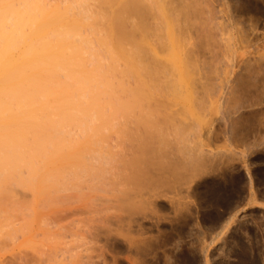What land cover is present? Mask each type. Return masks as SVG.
<instances>
[{
    "label": "rangeland",
    "instance_id": "1",
    "mask_svg": "<svg viewBox=\"0 0 264 264\" xmlns=\"http://www.w3.org/2000/svg\"><path fill=\"white\" fill-rule=\"evenodd\" d=\"M102 1L103 0H89L88 3H85L87 6L83 7V9L87 8L84 12L86 14L87 11L86 15L90 17L88 18V20H85L87 24L89 23L88 26L91 28L90 32H93L92 34H90L92 36L94 35L93 38L96 39L101 37H108L107 39H109L113 43V39L116 42L118 40H121V42L118 41V46L121 47V43L122 46H124V48L126 49L128 45L126 47V41H122L126 40L125 35L127 33L125 32L128 31V29L126 28L128 23L126 19L127 12H125L127 11L125 10L126 5H123L122 3L124 1L120 0H116L117 2L115 0V2H113V0ZM199 1L203 7V13H205V20H202L204 18H200L202 20L200 21L201 23L199 22L200 24H196L199 19L195 21V24L193 22V24L197 27L195 28L192 25L191 31L189 30L190 27H186L187 25H185V27H175L176 30L178 29L177 34H180L179 28L184 31V33L181 34L184 37V34H186V32L188 35L187 30H189V34H191L190 36H188L191 37L192 41H186L187 38L185 39L183 36H181L183 37V39L180 40L178 38L180 35H176L175 28V32H173L175 34H173L169 30V28L168 33H172V36L171 34H167V36H174L172 39L176 38L174 40L175 42L169 43L171 39H167L165 41H168L167 43L169 44L161 49L163 55L166 52V54L169 55L168 52H171L172 50L170 48L171 50L169 51V47L174 44L177 46L179 42L178 40H180L181 42L185 39L184 43L186 42V48H184L185 46L181 47L186 50L188 49V47L192 49L191 46L187 45V42L188 44L190 42H196L193 50L191 51L189 49L191 53L189 52V50L187 51L189 53H183L187 56H184L182 54V51H180L181 54L179 55V57L181 58L183 55L184 57H186L184 59H188V61H190L189 54L193 53L191 62L187 63V61L182 57L183 61H186V63L183 65V61L181 59L183 65L181 66V68L179 66V63H181V61L179 60L180 62H178L177 60L180 59L178 56L169 57L172 58V61L174 59L177 60L176 64L178 66L175 65L176 67L172 66L170 62H167L168 59H164V61L166 60V63L170 64V68L175 67L176 71H179L177 67L180 68L181 72L179 73L181 75H179V77L182 76L180 77L182 81L177 79V75L171 80L174 81L175 79H177L178 82L181 81L180 84L182 85L180 86V84H178V82L175 80L176 85H179V88L178 85L175 88H177L176 90L179 89L180 94H177L180 96V98L176 95L174 99L172 96H168L167 99L170 101H167L168 104L167 102L165 104L163 103V99L167 100L165 96L167 97L168 95L165 94V92V96L163 95L162 97L157 96L156 93V96L154 95V93H150L152 95L149 94V96L147 94L148 92H146L145 94L147 96V99H149L148 97H151L153 103H155L156 99H159L160 105H162L160 106V108H158V105V110H151V112L147 110L151 107L146 106L147 103L143 100L145 98L143 96L144 93L140 88V90L136 88V96L134 98L128 97L125 94L122 98H120V101H117V103L116 101H111L109 102V104L106 103L110 108V110L108 108V111L106 112L108 116L107 121L112 122V124H110L109 122V131H106L104 129L102 130V128H100V123L98 125V123H96L97 120L95 121V119L93 120L95 122L92 124L94 126V129L96 128V131L94 130L95 134L88 133L79 136L78 133H76L78 131L74 132L72 128H70V130H68V128L65 132H69L70 134L64 133L65 135L63 134V136L73 146L72 148H65L63 150V161L58 163L54 161V156H50L48 165H42L40 163H36V165H34L35 167H40V174L47 177H44L45 180H49L46 182L47 186H44V184L41 183L40 178L36 176L37 179L34 178L36 180L32 179V190L25 191L21 188L16 189V193L14 194L15 196L12 199L13 202H11L12 200H9L10 202L8 200L0 202V208L4 207L8 203H11V206L9 208H7L8 205L3 208L5 212L4 214L3 212H1L2 214L0 215V218L1 216L2 218L3 216L4 218L7 217L6 220L4 218V220H2V218L0 219V223L3 225L0 226V264H131L134 259L136 261H134L133 264H205L206 259H209L208 264H264V137H260L262 138L263 143L261 140H258V142L255 141L258 146H245L247 149L242 146L244 148L242 149L241 146L238 147L237 144H233L234 148L229 149V151L228 146L226 145L227 148L225 146V144L227 143H225V140H223L225 138L226 132L228 131L226 130V127H229L225 125L232 126H230L228 129L235 128L237 126V123L235 122L236 124H233V121L236 117L240 119L242 118L241 116H243L246 124H248L247 121L250 122L249 120L253 116L254 119L251 120L252 122L249 123L250 126H248V128L250 127L255 130L257 125L258 130L259 127L260 130L264 128V118H260L262 115H257L258 113L260 115V111L258 110L260 108V110L263 109V112L261 111V114H264V103H262L263 101H261L264 100V96L257 95L259 96V98H261H258L261 104H258L259 101H257L258 103L255 102V99H258L253 94H250L251 97L250 95H248L247 97L245 96L246 100L244 97L238 98V100H236L235 98L236 95L237 97H240L241 94L239 93V91H241V86L245 88L249 84L250 88L252 87L251 84H254V82L256 81L253 76L250 78H247L245 76L247 74L246 70L248 68L245 65L249 60L256 57V55H261V50L262 52L264 51V0H222V2L221 0ZM119 2H122L118 5L121 8L117 6V3ZM226 2L233 6V8L228 6L230 11L231 8L234 9L235 6L236 9L232 10V14H230V12H228L229 14L223 13L224 9H222L221 6L223 4L225 6ZM254 2L257 4H255ZM122 7L124 8V10L122 9ZM211 8L213 10L216 8L213 11L214 13L211 12L212 14L209 13V11H211ZM219 8H221L223 11H219ZM229 9L227 8V11ZM234 11L239 12H236V14L234 13ZM85 14H83V16L81 17H84ZM223 14L227 16L235 14V16L233 15V18L236 17L234 21H241L240 24L238 23V25L236 22L233 23L234 21L232 22L231 20H229L228 18H231V16H226V19ZM115 15H118V17L116 18ZM114 19H117V21H115ZM222 19L228 20H225L226 22L230 21V25L229 23H226V25H228L227 27L231 26L229 27L231 28V31L234 29L232 32H230L231 35L227 32L224 34L226 30L228 31V28L223 31L224 27L222 28V26L225 25V21H223ZM220 22L224 23H221V27L218 26ZM251 23L255 24H252L255 26V29L253 28V26H251ZM231 24H237L236 27L239 26L242 28V30H240L241 28L239 29L238 27L237 28L239 30L235 29L236 27ZM249 24L251 27L249 26ZM138 25L139 24L137 22L136 26L138 27ZM173 25L174 24H171L172 27H174ZM247 27L248 29L250 27V29L253 28L255 30L254 31L253 29H251V31H254L250 33L253 35H251L252 37L249 35L248 31L245 32V29H247ZM137 30V36L135 39H137L136 41L139 42L141 33L138 34ZM204 30L206 31V33ZM221 30L223 31L222 36L224 35V40H227V38H232V40L230 39L231 41L227 40V44L228 41L231 42L228 45H233V43L234 45H236V41L242 42L241 45H244L243 41L240 40V38H242V32L238 31H244V33L246 34L248 33L250 37L248 35L246 36L244 33H242V35L249 37L248 39L250 43L252 42V44H247V46L249 45L252 48L247 49L246 44L245 46L242 45L240 47L239 44L236 46L233 45V48L235 47L236 49H230L229 46L225 45L226 43H224L223 41H217L222 38ZM235 30L238 32L240 38H237L238 35L236 37L233 36L237 34ZM209 32L213 35H216V37H212ZM87 33H89V31ZM203 34H209L211 36V41L213 39H217L215 40V44L217 42H221L222 44L224 43L225 49L228 47L227 50H231L229 51L230 53L228 52L231 58L228 59V53L225 49L224 50L226 51L227 57L224 54L225 51H223V45L219 44V46H217L218 43L216 45H211V43L209 44V35L204 37ZM255 36L258 38H253ZM164 38H166V36ZM147 39L149 38L147 37ZM257 39L258 41H256ZM141 41L143 40H140V42ZM112 42H110V50L112 51V53L110 51L111 54L115 55V53H117V49H119L118 55H120L121 53L127 54V52L124 51H127L128 49L123 50L117 45L114 46L115 49H113L112 45L117 43L113 44ZM137 42L136 45L138 44ZM140 42L139 44L141 47L142 42ZM184 43L181 42V44ZM139 44L137 47H139ZM232 45L230 47H232ZM176 46H172L175 48H173L175 51H177ZM221 47H223L222 51L224 53L219 50ZM143 48L146 47L143 46ZM253 52L257 53L255 54ZM258 52L261 54H258ZM250 53L253 54L251 55ZM126 54H123L121 56L123 57ZM234 54L236 55V57L234 56ZM116 55L111 56L117 58ZM122 57L118 59V62L120 61L121 66L123 63H125L124 60L126 58ZM245 57L246 59L248 57H251V59L248 58L249 60L247 59L248 61L246 62L244 61L246 60ZM120 59L124 60L121 61ZM233 60H235V62ZM118 62L117 60H115V63H117L116 65H119ZM227 62H229L230 64ZM230 65H232L234 68H232ZM166 66L168 67L169 72L173 73V70L171 69L170 71L169 66ZM260 68L262 69V71L261 69L260 71L263 72L264 64H261ZM121 69L125 70V67H122ZM122 77L124 78L125 76ZM240 78L241 80L242 78H244V81H241ZM246 78L248 79V83L246 82ZM122 82L124 83V81ZM169 88H171V86ZM172 89L174 90V88ZM170 94L172 95V93ZM218 94L224 96H222V100H220L221 96H219ZM188 97H190L191 100H194L195 98V106L193 105V107H191L193 101H191ZM254 97L255 99H253ZM239 99H241V101ZM243 99L246 104H244V102L242 104ZM150 100L151 99L147 100L148 104ZM247 100L248 103L246 102ZM181 101L182 104H180ZM172 102L173 104L176 103L175 106L171 105ZM254 102V105H256V107H254V105L252 104ZM217 103H219V105H217ZM166 105L167 107H165ZM232 105H234V110L232 109L233 112L230 109ZM169 106H171L173 110L175 108L174 111L179 109H182L183 111L180 110V113L175 114L176 112H173V110ZM252 108L258 110V113ZM254 111L256 114L254 113ZM251 112L254 113L255 116L259 117L260 120H262H255V116L251 115ZM239 115L241 116L239 117ZM230 116H232V120ZM248 116H250L251 118L249 119ZM237 118L235 119V121L237 120ZM246 118L248 119L246 120ZM243 119H240V121H242ZM228 120L229 122L231 120L232 123H229ZM253 120L259 122L257 123ZM261 122H263V124L260 126ZM180 124H184V126L187 124L188 126L186 125L185 127L188 128L183 127L185 128L183 130L182 127L179 128V126H181ZM191 127H193L195 130ZM243 128H247V125L244 124ZM252 129L251 131L249 130L250 133L253 136H256L258 134V130L256 129L254 131V134H256L254 135ZM243 130L241 131L242 133H249L246 129L245 130L248 133ZM188 131H192L193 133H195V135L197 134V136L201 138V140L207 141V143L210 141L208 143V145L210 144V146L204 147L206 149L203 155L190 157L189 155L191 153L188 154L189 152L185 150L184 147H181L176 143L179 139H182V137H188L189 135H191V138L196 137H192V135L194 136V134H190ZM182 132H187L189 134L186 135L187 133L183 134ZM261 132V135L264 136V131L261 130ZM214 133L216 134L215 137L219 135L217 137L218 139L213 137L215 135ZM92 134L93 136H91ZM211 135L213 139L215 138L213 140V144H211ZM258 135L256 136L257 138L259 137ZM249 137L253 139L252 136L249 135ZM96 139L99 140L98 142L103 147L101 148L104 150L106 149V152H111L109 154L112 156L113 160L115 159V162H112L113 165L112 163L110 165L111 167L113 166V171L111 168V173L107 177L106 181L111 182V184L115 181L116 185L122 183L120 186L124 185L123 183H125L126 187L123 188L124 190L121 189L125 193L122 191L124 194H121L122 196L120 195V197L118 198V201L120 202L122 200L124 201V204L121 205L122 203L120 202L121 204H119L118 201L117 204L113 202V204L115 203L117 205L116 207V205H113L112 203L108 204L101 201V203L103 202L104 204L103 208H101L102 206L100 207L96 205V203L95 205L92 204L93 206L91 207L89 205V208L86 207V209L81 205V196L79 197V193L77 192L74 193L75 195H78V197H75L74 195L73 197H66V199L62 198V200L60 198V194L56 197V199V192L54 189L57 186L56 184L58 183L57 177H60L64 172L66 173L72 168L74 169V167L80 166V162H84L86 160L85 157L90 152V150L89 152H87V148L93 147V140L96 141ZM251 139L250 142H252ZM215 140H217L218 142H215ZM260 141L262 143H260L261 145L259 144ZM69 143L67 142V144ZM235 149L237 150V152L235 153H239L240 149L245 150V158L242 159L243 156L238 154H234V156H232L231 154V157L233 158L229 157V153H234ZM46 152L53 153V150H47ZM230 158L231 160H229ZM243 160L247 165L242 162ZM246 166H248V170L250 171L249 173L253 178L251 186L249 185V181H247V175L244 173L247 170L246 168H244ZM220 176H222V179ZM218 180L219 182H217ZM38 181L40 182L38 183ZM54 181L57 183H55ZM203 184H205V186ZM52 185L55 187L52 188ZM188 185H191L189 186L190 188L186 187ZM247 185H249L250 187L248 188ZM118 186L119 185H117V187H114L120 189V187ZM250 188L251 190L255 189L254 192L249 190ZM197 189H199L200 191ZM216 192L220 195L225 193L224 195H226V197L228 198L237 199L242 197V199L245 201L247 199V205L245 201L241 199L242 201L240 207L238 205L237 209H234V211H237L233 214V211L231 212V215L236 217L234 218L233 216L229 215L230 213L226 209V204H224L222 200L218 201L219 198L215 196L217 195ZM192 194H196L197 196L195 197V195L193 196ZM229 195L232 196L230 197ZM123 196H127L129 198H124ZM214 196L217 199H215ZM251 196H256L255 198L257 200L255 201L259 203L261 202L262 204L258 205L257 202V204H250L251 202L249 203L248 199L249 201H253ZM190 199L193 200V203L189 202ZM164 201L166 202L164 203ZM170 201H172V204L174 201L175 205H177L176 203L181 204L184 202L185 204L189 202L190 208H188L190 210V214H192L190 216H187L188 211H184V214H182L183 212H178L180 213V215H176L177 210L174 207L175 205L173 204L174 206H170ZM215 202L218 204H216ZM219 202L222 203L220 204ZM98 203L100 204V202ZM248 204L252 205L253 208H251L252 206H249ZM155 206L159 208L158 210L157 208H155L154 211L153 209ZM160 207L162 210L160 209ZM171 210L174 211L171 212ZM225 211L227 213H224ZM181 214L186 218H184ZM216 214L224 215V217L222 216L224 219L223 223H225L230 217L237 220H235L236 222L234 224L229 222L232 225H230L229 228L226 227L225 229H222L223 224L220 225L222 227H219L215 225L211 220L213 216H216ZM225 215L229 217L227 220H225V218H227ZM176 216H181V218L183 217V219L177 217L179 219L178 220ZM1 220L3 221V223ZM176 220H178L179 222ZM4 221H7L5 222L6 224L4 223ZM1 228H4V230ZM129 238L130 240L133 238V240L138 239L134 241L137 243H135L136 246L134 245L136 248L133 247L134 251L131 248V252L129 249L130 243L126 244L129 241ZM148 238L151 240H149ZM138 241L142 242L140 243ZM144 241L147 243L149 242L150 247L148 246L146 248L144 246ZM143 246L145 248H143ZM135 250L137 252L136 254H133ZM129 253L133 254L135 257L131 254L130 257ZM128 256L130 257V260Z\"/></svg>",
    "mask_w": 264,
    "mask_h": 264
},
{
    "label": "bare ground",
    "instance_id": "2",
    "mask_svg": "<svg viewBox=\"0 0 264 264\" xmlns=\"http://www.w3.org/2000/svg\"><path fill=\"white\" fill-rule=\"evenodd\" d=\"M88 1L89 0H85V2H84V0H58V1L57 0H55V1L54 0L53 1H51V0H0V202L5 201V200L11 201L15 196L14 194L16 193V191H15L16 189L21 188V189H24L25 191L32 190L31 189L32 185H33L32 179L36 180L37 179L36 176H38V178H40V181H41V183L44 184V186H47L46 182L49 180H45L44 179L45 176H42V174H40V167L38 168V167H35L34 165H36V163H40L42 165H48V163L50 161L49 160L50 156H54V161H56L58 163L63 161V159H64V157H62L63 156L62 155L63 150L65 148H72V146H73L63 136L64 133L70 134L69 132H65V131H67L68 128H69L68 130H70V128H72L74 130V132L78 131L76 133H78L79 136L83 135V134H88V133H94L95 134L94 130L96 128L94 129V126L92 124L97 120L96 123H98V125L100 123V128H102V130L104 129L106 131H109L110 130L109 125L112 124V122L107 121L108 116L106 114V112L108 111V108H109V106H107V104H109V102L116 101V103H117V101L118 100L120 101V98H122L125 94L128 97L134 98L136 96V92H135L137 90L136 88H138V89L140 88L142 90V92L144 93L143 96L145 98L147 97L145 94L146 92H148L147 93L148 95L150 93H152V94L154 93V95H155V93H156L157 96H160V97H162L163 95L165 96V94H168L167 97L165 96L166 99L168 98V96H170V97L172 96L174 99L175 95L180 98V96L178 95V94H180V91H179V89L176 90L177 88H175L182 81V79L180 78L182 76L179 77V75H181L179 73V72H181L180 68H181V66H183L186 63V61H187V63L192 61L191 58H193V53L189 54V60L190 61H188V59L187 60L184 59V58H186L184 56H187L184 54L189 53V52L191 53V51L193 50V47H195V45H196L195 44L196 42H193L194 44L192 42H190L188 44V42H187V45L191 46L192 49H190V47H188V49L186 50V49H183L182 47L185 46L184 48H186V44H185L186 42L184 43V41L186 38L188 39V37L191 34V33L189 34V32L191 31V26L193 25V27H195V28L197 27L194 25L195 21L199 19V21L196 23V24H198L200 21L205 20V15H204L205 13H203L204 11H203L202 5L200 4V1L199 0H120V1H124V2L123 3L122 2L117 3V6L121 3L123 5L125 4L126 5L125 10H127L125 12H127V14H126L127 18L126 19H127L128 23H127L126 28L128 29V31L125 32V33H127L125 35L126 40H122V41H126L125 45H126V47L128 45V47L126 48L128 50L124 51V52H127V54L121 53L120 55H118L119 49H117L116 50L117 53H115V55L116 54L118 55V56L116 55L117 58L112 57L115 55L111 54L112 51L110 50L111 49L110 42H112V41L107 39L108 37L103 38V37L99 36L101 38L96 39V38H93L94 35L93 36L91 35L93 32L92 31L90 32L91 28L88 26L89 23L87 24L85 21V20H88V18H90V17H88L86 15L87 11H86V14L84 12L87 8L83 9V7L87 6L85 3L86 2L88 3ZM103 1H105V0H103ZM115 1L113 0V2H115ZM217 1H216V3H217ZM225 1H227V0H225ZM221 2H222V0H221ZM226 4H227V7H226ZM226 4H225V6L223 4L222 5L223 7L221 6V8L224 9L223 13L229 14L228 12H230V14H232L233 13L232 10L236 9L235 6H234V9H232L233 6H231L228 2H226ZM255 4H257V3H255ZM228 6L232 7L231 11H230ZM123 7H122V9L124 10ZM218 7H220V6H218ZM224 7H226V8H224ZM242 7H243V5H242ZM119 8H121V7H119ZM221 8H219V11L222 10ZM227 8L229 9L228 11H227ZM237 9H238V7H237ZM214 10L211 8V11H209V13L212 14L211 12H213ZM239 10H240V8H239ZM236 12L237 11H234V13H236ZM82 13L85 14L84 17H81V16H83ZM202 14H203V16H202ZM223 15L226 18L227 15H225V14H223ZM233 15L235 16V14H233ZM233 15L227 16V17L231 16V18L233 20L230 17L228 19L231 20L232 22L234 21V19H236V17L233 18ZM115 16H116V18L118 17V15H115ZM136 18H137V20H136ZM200 18H204V19L201 20ZM226 19H222V20L225 21ZM115 21H117V19ZM119 21H120V19H119ZM136 21L139 24L138 27L136 26L137 25ZM226 21H228V20H226ZM226 21H225V25H223L224 24L223 22H220L218 25V26H220L221 23H223L222 24L223 25L222 28L224 27L223 31L226 30V28H228V31L226 30L224 32V34L226 32L230 33L234 30V29L232 31L230 30L231 28H229V27H231V26L227 27L228 25H226V23H229L230 21L229 22H226ZM193 22H194V24H193ZM235 22L236 21H234L233 23H235ZM240 22L241 21L238 22V20H237L236 23L240 24ZM254 23H251V26H253V28L255 29ZM171 24H174L173 25L174 27H172ZM252 24H254V25H252ZM185 25H187L186 26L187 28L190 27V29H189L190 31L187 30L189 36L187 35V32H186V34H184L185 35V37H184L183 35H181L184 33V31L179 28L180 34L179 33L177 34L178 29L176 30L175 27H177V26L178 27H183V26L185 27ZM229 25H230V23H229ZM231 25L236 27L235 24H231ZM246 26H248V25H246ZM249 26H250V24H249ZM220 27H218V28H220ZM237 27L239 29L241 28L239 26H237ZM237 27L235 29L239 30ZM250 27H249V29L247 27V29H245V32L248 31L249 35L251 36L252 34H250V33L254 32L255 30L253 28H251L254 30V31H251ZM174 28L176 31V35H180L179 37L177 36L180 40L183 39V37L185 38L184 41L183 40L181 41L184 44H181L180 40H178L180 43L178 42L177 46L174 44V45H171L169 47V51L172 49L171 52H168L169 55L166 54L167 52L163 55L161 49L166 47L167 44H169L171 42H175L174 40L176 38L172 39L174 36L171 37L172 33L175 32ZM187 28H184V29H187ZM222 28H220V29H222ZM137 29H139V30H137ZM168 29L172 32V33H170L171 36H169L170 34L168 33ZM192 29H194V28H192ZM136 30H137L138 34L141 33V37L139 39V42H140V40H143V41H141L143 44L140 42L141 47H140L139 42L136 41L137 39H135L137 36ZM240 30H242V28ZM88 31H89V33H87ZM223 31L221 33V36L223 34ZM147 32H149V33H147ZM238 32L244 33V31H238ZM238 32L236 31L237 34H235L233 36L236 37L238 35ZM205 33H206V31H205ZM242 33H241V37L244 39L240 38L239 35L237 36V38L239 37L240 40L243 41V43H244V45L242 44L243 46H245V44H246L247 49L248 48L251 49L252 47H250L249 45L247 46V44H252V42L250 43V41L248 39L250 36L248 35V33L247 34L244 33L246 36L247 35L249 36V37H246V36L242 35ZM147 34H148V36H147ZM149 34L151 35V37ZM162 34H164V35H162ZM167 34H169L168 35L169 37L167 36ZM173 34H175V33H173ZM120 35H123V34H120ZM207 35H209V34L204 35V37ZM210 35H212V37H214V36L216 37V35H213L211 33H210ZM210 35H209V38L208 37L207 38L210 40L209 44L211 43V45H216L219 41H221V42L223 41L224 43H226L225 45H228L229 43H231L229 41L232 40V38H230V37L229 38L231 40L227 38V40H229L228 44H227V40L223 39L224 38L223 37L224 35H223L222 38H220V40L213 39L214 41L212 40L213 41L212 42L210 39L211 38ZM230 35H231V33H230ZM165 36H166V38H164ZM181 36H183V37H181ZM233 36H231V37H233ZM256 36L253 38H258ZM147 37L149 39H147ZM141 38H143V39H141ZM167 39L168 40L171 39L169 43H167L168 41H165ZM187 39H186V41H190L191 37H189L188 40ZM215 40L218 41L216 44H215ZM251 40H255V39H251ZM113 41H114V43H117V44H114L112 42L114 44V45H112V48L115 49L114 46H116V45L118 46L119 45L118 41L121 42V40H118L116 42L113 39ZM256 41H258V39ZM136 42L139 44V47H137L138 44L136 45ZM221 42L218 43L217 46H219V44H220V45H223V47H224L225 46L224 43L222 44ZM241 43L242 42L236 41V45L240 44V47L242 46ZM253 43H254V41H253ZM120 45H121V47L120 46H118V47H120L123 50H126L124 48V46H122L121 43H120ZM142 45L144 47H146L147 50H146V48H143ZM231 45H228L229 48L230 49L232 48L234 50V48H235V47L233 48L234 43H233L232 47H230ZM236 45H234V46H236ZM256 45H257V43H256ZM172 46H176L177 51H179V52L175 51L174 50L175 48ZM179 46L180 47L182 46L181 48L183 50ZM95 47H96V49H95ZM118 47H116V48H118ZM223 47H221L220 49L218 48V49L222 51ZM179 48H180V50H179ZM227 48L225 49V47H224L223 51L226 50L228 53L231 50H229V49L227 50ZM255 48H258V47H255ZM212 49H214V48H212ZM173 50H174V52H173ZM188 50H189V52H187ZM110 51H111V53H110ZM147 51H148V54H147ZM167 51H168V49H167ZM180 51H182V54L184 53L183 54L184 56L182 55V57L186 61H183L182 57L181 58L179 57V55L181 54ZM226 51H225V53L223 52L225 55H226ZM113 52H115V51H113ZM172 52H173V55H172ZM175 52L179 53V54H176ZM170 53H171V55H170ZM229 53H228V59L231 58ZM253 53H255V52H253ZM253 53H250V54L252 55ZM261 53L258 52V54H261V55H256V57L253 56L254 58H252V59H251V57L250 58L248 57L249 59L252 60V62H251V60H249L247 58L249 60L248 61L245 57L246 60H244V61H246V62L248 61V63L245 65L246 67H248L247 68L248 71L246 70L247 74L246 75L244 74V75L247 78H250L253 76L256 79V81L254 82V84H251L252 87H250V88H249V84H248V86L245 84L247 86L245 88L241 86V89H240L241 91H239V93L242 96L240 95V97H237V95H236V97H235L236 100H238V98H241V97H244L246 100V97L250 94L255 95V97L257 99L259 98V96H257V95L264 96V70H263V72H261L262 69L260 68L261 64L262 65L264 64V51L262 52V50H261ZM123 54H126V55H124L122 57L121 55H123ZM174 54H176V55H174ZM170 56L171 57L178 56L180 58V59H177L178 62H180L182 59L183 65H182V61H181V63H179L180 68L177 67V69L179 71H176V69H175V67L178 66L176 64L177 60L174 59L173 60L174 63H173L172 58H169ZM234 56L236 57L235 54H234ZM121 57L122 58L126 57L125 60L120 59L121 61L124 60L126 63L125 64L122 62L123 63V64L121 63L122 66L120 65V61L118 62V59ZM226 57H227V55H226ZM164 59H166V60L168 59L167 62H170V64H172V66H175V65L176 66L170 68V64L166 63L165 62L166 60L164 61ZM115 60H117L119 65H116L117 63H115ZM235 60H236V58H235ZM235 60H233V61L235 62ZM227 63H229V62H227ZM230 63H231V60H230ZM166 65L169 66L170 71H171V69L173 70V73L169 72L168 67ZM232 65H233V63H232ZM232 65H230V66L232 68H234ZM122 67L123 68L125 67V70L121 69ZM260 69H261V71H260ZM174 70H175V72H174ZM230 71H231V68H230ZM177 72H178V74H177ZM255 72H256V74H255ZM260 72H261V74H260ZM174 73H175V75H174ZM121 75L125 76L124 77L125 79ZM176 75L178 76L177 79L181 80L180 82H178L177 79H175L178 82L177 85H176L175 80L171 81L172 78H174ZM230 75H231V73H230ZM254 78H252V79H254ZM243 79L244 78H242V80ZM240 80H241V78H240ZM122 81H124V83ZM172 82L174 85L172 84ZM246 82L248 83V79ZM241 83H244V82H241ZM181 85L182 84H180V86ZM170 86H171V88H169ZM237 87H238V85H237ZM259 87H260V90H259ZM120 88H122V89H120ZM172 88H174V90ZM178 88H179V85H178ZM238 89H239V87H238ZM168 90H171V91H168ZM175 91H177V92H175ZM164 92H165V94H164ZM173 92H174V95H173ZM220 92H222V91H220ZM170 93H172V95ZM152 94H150V95H152ZM253 95H252V97H253ZM143 96H140V97H143ZM219 96H221V95H219ZM222 96H221V99L219 98L220 100H222V98L224 97V96L223 97ZM250 97H251V95H250ZM255 97L253 99H255ZM145 98L143 100L146 101L147 104L145 102L144 103L146 104V106L151 107L150 109L149 108L147 109L149 111H151V110L156 111V109L158 110V108H160V106H162V105H160L159 99H156L155 103H153L152 98L148 97L149 99H151L150 100L151 102L149 101V104H151V105H149L148 101H147L149 99L146 98L147 99L146 100ZM188 98H190V97H188ZM188 98H186V99H188ZM176 99H177V97H176ZM249 99H251V98H249ZM259 99H261V98H259ZM259 99L258 100L255 99V102L259 101V103L258 102L257 103L261 104ZM190 100H191V98H190ZM194 100H195V98H194ZM194 100H191V101H193L191 107H193L194 102L196 104V101H194ZM239 100L241 101V99H239ZM163 101H164L163 103L166 104V102L170 101V100L163 99ZM261 101H263L262 103H264V100H261ZM217 102H219V101H217ZM236 102H239V101H236ZM243 102H244V99L242 100V104H243ZM246 102L248 103V100ZM255 102L252 104L254 105ZM176 103H177V101H176ZM250 103H251V101H250ZM167 104H168V102H167ZM175 104H173V102H172L171 105L175 106ZM178 104H179V102H178ZM180 104H182V101ZM244 104H246V103L244 102ZM152 105H154V106H152ZM158 105H159V107H158ZM187 105H190V104H187ZM217 105H219V103H217ZM220 105H221V102H220ZM184 106H183V108H184ZM233 106L234 105H232V107ZM165 107H167V105ZM169 107H171V106H169ZM232 107L230 109L234 110V107L233 108ZM254 107H256V105H254ZM259 108H260V105H259ZM171 109H172V107H171ZM260 109H258L260 111V115L257 112L258 110H256V109H253V110H255L258 113L257 114L258 116L262 115L260 118H264L263 117L264 114L263 113L261 114V111L263 112V109L262 110H260ZM109 110H110V108H109ZM174 110H175V108H174ZM174 110H173V112H176L175 114H177V113H180V110H182V109H179L176 111H174ZM233 110H232V112H233ZM255 111H254V113H255ZM254 113L251 112V115H254ZM249 114H247V115H249ZM240 116L241 115H239V117ZM230 117L232 120V116H230ZM230 117H229V119H230ZM241 117L242 118H240V119L244 118L243 116H241ZM256 117L257 116H255V120H259V121L262 120V119L260 120L259 117H257V118ZM248 118L250 119L251 117L248 116ZM248 118H246V120ZM94 119H95V121H93ZM235 119L233 121L234 122L233 124L237 123L236 124L237 126L235 128L228 129L231 125H225L223 123L225 126H229L228 128L226 127V130H228L227 131L228 135L226 132L225 138L223 139V140H225V143H227V144H225V146L226 145L228 146V151H229V149L234 148L233 144H235V145L237 144L238 147H240V146L241 147L242 146L250 147L249 145H251V147L252 146H258V144H256V142H258V140L262 141V138H260V137H264V136L261 135L262 134L261 130L264 131L263 130L264 128H262L260 130V127H259V130H258V128H257L258 125L256 126L255 130L256 129L258 130L257 133L259 134L261 132L259 135L257 134L259 136L257 138L256 137L257 135L254 134L255 130L250 128V127H249L250 129L248 128V126H250L249 123H251L252 122L251 120L254 119L253 116L249 120L250 122L247 121L248 124H246L245 119H243L244 121L243 120L240 121L239 118H237V120L235 121ZM231 120H230V122H231ZM109 122H110V124H109ZM223 122H224V120H223ZM228 122H229V120H228ZM254 122H257V121H254ZM254 122H253V125H254ZM263 122H261L260 126L263 124ZM244 124L247 125V128L250 131L252 129L253 134L256 136H253L247 128H243ZM180 125L181 126H179V128H181V127L183 128L187 124L185 126H184V124L183 125L180 124ZM97 126H95V127H97ZM111 127H112V125H111ZM185 128H188V127H185ZM185 128H183V130ZM191 128L194 129L193 127H191ZM224 128H222V129H224ZM111 130H112V128H111ZM242 130L246 131V133H248L250 136H252L253 139H251L248 134H245L244 132H243L244 133L243 134L241 132ZM192 131H190V132L188 131V132L190 134H194V136L192 135V137L196 136L197 138L196 137L191 138V135H189L188 137H184V138L182 137V139H179L178 141L176 140L177 141L176 143L179 144L181 147H184L185 150H187L189 152L188 154L191 153L189 155L190 157L201 156V155H203V153L206 149L204 147L210 146V144L208 145V143L210 141L207 143V141L201 140V138H199L197 136V134L195 135V133H193ZM220 131H224V130H220ZM184 133H187V132H184ZM189 133H187L186 135H188ZM220 134H222V133H220ZM198 135H200V134H198ZM91 136H93V134ZM215 136H216V134L213 137H215ZM217 137H215V138H217ZM222 137H224V136H222ZM211 138H212V135H211ZM214 139L212 138L211 144H213ZM250 139L254 143L250 142ZM209 140H211V139H209ZM93 141H94L93 145L91 144L93 147L87 148V150H88L87 152H89V150H90V152L88 154L86 153L87 156L85 154L86 157L84 156L86 160L84 162H80L81 163L80 166L74 167V169L72 168L73 170L71 169L70 171L67 170L68 172H66V173L64 172L60 177H57L58 183L54 181L55 183H57L56 187L52 185V188L55 187V189H54L56 192L55 198L61 194L60 198L66 199V197H70V196L73 197L75 195L74 192H77V193H79V197L81 196L80 202L82 203L81 205L83 206V208H86V207L89 208V205L91 207V206H93L92 204L95 205L96 203H97L96 205H98L100 207L102 206L101 208H103V206H104L103 202H106L108 204H110V203L113 204V202H115L117 204V201H118V198L120 197V195L125 193L123 191L124 190L123 188L126 187L125 183H123L124 185H122V186H120L122 183L117 184V185H119L118 187H120V189H118V188H116L117 185H116L115 181H114L115 185L113 182L111 184V182L106 181L107 177L111 173L110 172L111 168L113 171V166L111 167L110 165L115 159L113 160L112 156L109 154L111 152H106L107 151L106 149H105L106 151L104 149H102L103 147L98 142L99 140L96 139V141L95 140H93ZM261 141L259 142V144L261 143ZM263 141H264V138H263ZM263 141H262V143H263ZM67 142L69 144H67ZM215 142H218V141L215 140ZM223 144H224V141H223ZM227 146H226V148H227ZM231 146H233V147H231ZM229 147H231V148H229ZM235 147H237V146H235ZM242 149H244V148L242 147ZM263 149H264V146H263ZM47 150H53V153H48V152H46ZM235 152H237L236 149L234 150V153H229L230 154L229 157H231V154H232V156H234V154H236V155L238 154V155L243 156L242 159L245 158L244 157V155L246 154L245 150L240 149L239 153H235ZM231 158H233V157H231ZM231 158L229 160H231ZM232 160H234V159H232ZM242 162H244V160ZM113 163H112V165H113ZM245 165H247V164L245 163ZM75 166H77V165H75ZM244 168L247 169L244 173L247 175L246 176L248 178L247 181H249V185L251 186L253 178L249 173L250 171L248 170L249 169L248 166H246ZM220 177L222 179V176H220ZM220 177H218V178H220ZM223 177H224V175H223ZM34 178H36V179H34ZM45 178H47V177H45ZM216 178H214V179H216ZM40 181H38V183ZM213 182H215V181H213ZM217 182H219V180ZM117 183H119V182H117ZM205 184H203V185L205 186ZM253 184H254V180H253ZM249 185H247L248 188L250 187ZM114 186H116V187H114ZM189 186H191V185H188L186 187H189ZM121 189H123V190H121ZM187 190H188V188H187ZM197 190H199V189H197ZM219 190H220V188H219ZM249 190H251V188ZM254 190H251V191L254 192ZM80 193H81V195H80ZM63 194H64V196H63ZM67 194H69V195H67ZM71 194H73V195H71ZM196 194H198V193H196ZM196 194H194L195 197L197 196ZM216 194H217V192H216ZM224 194H222V195L217 194L215 196H217V198H219L218 201L222 200L223 203L226 204V206H227L226 209L230 213L229 215L233 216V215H231V212L233 211L232 212V214H233L234 212L237 211V210L234 211V209H237L238 205L240 207L241 201L243 199H242V197L237 198V199L228 198ZM213 195H214V193H213ZM215 196H214V198H215ZM75 197H78V195H75ZM123 197L125 198L127 196H123ZM251 197H252L253 201H249V199H248V202L249 203L251 202L250 204H257V203H258V205L262 204L261 202L259 203V202L255 201V200H257L255 198L256 196L255 197L251 196ZM127 198H129V197H127ZM217 198H215V199H217ZM58 199H59V197H58ZM168 200H166V201H168ZM95 201H97V202H95ZM101 201H103V202L101 203ZM166 201H164V203ZM192 201L193 200L190 199L189 202L193 203ZM243 201H245V200H243ZM11 202H13V200ZM98 202H100V204ZM120 202H119V204H121V205L124 204L123 203L124 201L121 200ZM171 202L172 201L169 202L171 204V205L170 204L169 205L174 206L175 205L174 201H173L174 205ZM178 202H180V201H178ZM185 202H187V201H185ZM189 202L185 203V204H184V202L181 204L176 203L177 205L174 206L175 209L177 210L176 212L177 213L183 212L182 214H184V211L189 212L190 211L189 210V208H190ZM246 202H247V199H246L245 203ZM115 203L113 205H116ZM219 203L221 204L222 202H219ZM216 204H218V203H216ZM216 204H215V206H216ZM6 205H8L7 208H9L11 206V203L10 204L8 203ZM12 205H13V203H12ZM246 205H247V203H246ZM5 206L0 208V215L2 214L1 212H3V214H4L5 211L3 210V208H5ZM156 206L153 209L154 211H155V208H157ZM249 206H252V205H249ZM263 206H264V204H263ZM116 207H117V205H116ZM162 207H163V205H162ZM114 208H115V206H114ZM158 208H157V210H158ZM251 208H253V206ZM160 209H161V207H160ZM217 210H216V212H217ZM172 211H174V210H171V212ZM188 212H187V216H190L192 213L190 214V212H189V214H188ZM177 213H176V215H180V213H178V214ZM224 213H227V212L225 211ZM7 214H9V213H7ZM173 214H175V213H173ZM222 216L224 217L223 214L222 215L216 214L215 217L214 216H213V218L211 217L212 218L211 220L215 225H217L219 227L223 226L222 229L223 228L225 229L226 227L229 228L231 225L230 223L234 224L236 222L235 220H237V219H234V218H236L234 216H233L234 218L232 219V217L229 218V217H227V215H225L227 217V218H225V220H227L228 218L229 219L225 223H223L224 219ZM5 217H6V215H5ZM177 217H179L180 219H183V217L186 218L185 216H183L182 218H181V216H176V218ZM1 218H2V216H1ZM3 218H4V216H3ZM3 218H2V220L7 219V217L4 219ZM231 219L234 222H232ZM178 220H176V221H178ZM5 222H7V221H4V223ZM2 223H3V221H2ZM169 223H170V221H169ZM8 224H7V227H8ZM221 224H223V225L220 226ZM0 226H3V225L1 224ZM1 229L4 230V228H1ZM134 238H136V237H134ZM133 239L130 240V238H129V241H131V242H129L127 239L128 242L126 243V244L130 243V245H129L130 252L132 251L133 247L136 248L135 246L137 243L134 241L138 240V239H136V240H133ZM149 240H151V239H149ZM138 242H140V241H138ZM140 243H138V244H140ZM144 244H145L144 246L146 248L150 245L149 242L147 243L145 241H144ZM141 246H142V244H141ZM144 246H143V248H145ZM133 251H134V249H133ZM136 252L137 251L135 250V252H133V254L134 253L136 254ZM130 254L131 253H129V255ZM133 254H131V255H133ZM131 255H130V257H131ZM130 257H129V260H130ZM133 258H131V259H133ZM204 259H206V258H204ZM134 261H136V260L134 259ZM133 262L132 263L129 262V263L133 264ZM208 263H209V259H206L205 264H208Z\"/></svg>",
    "mask_w": 264,
    "mask_h": 264
}]
</instances>
